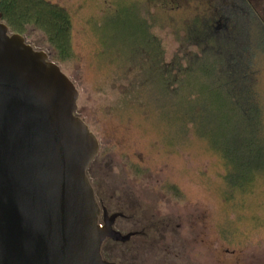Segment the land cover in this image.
Wrapping results in <instances>:
<instances>
[{
  "label": "rangeland",
  "instance_id": "rangeland-1",
  "mask_svg": "<svg viewBox=\"0 0 264 264\" xmlns=\"http://www.w3.org/2000/svg\"><path fill=\"white\" fill-rule=\"evenodd\" d=\"M47 1L62 6L71 17L72 59L61 63L48 58L78 92L76 115L99 144L88 168L90 184L108 212L126 215L118 224L122 235L153 224L159 213L170 210L180 217L190 261L264 264V174L253 188L245 185L244 192L231 187L224 180L222 160L196 136L201 127L187 108L194 93L191 101L212 102L213 119L220 100L208 91L199 93L204 79L199 82L196 75L190 76L188 86L179 84L172 95L164 94L155 74L167 73L173 88L180 71L199 53L195 25H213L229 0ZM242 3L237 24L240 33L243 29L248 35V76L264 133V52L259 49L264 0ZM28 42L49 53L40 33H33ZM190 120L194 124H187ZM134 243L130 254L128 246L108 243L103 250L113 249L109 258L126 264L128 258L139 259V239Z\"/></svg>",
  "mask_w": 264,
  "mask_h": 264
},
{
  "label": "water",
  "instance_id": "water-1",
  "mask_svg": "<svg viewBox=\"0 0 264 264\" xmlns=\"http://www.w3.org/2000/svg\"><path fill=\"white\" fill-rule=\"evenodd\" d=\"M78 92L0 14V264H110L117 216L100 209L86 175L99 144L76 115ZM103 213V220L99 218Z\"/></svg>",
  "mask_w": 264,
  "mask_h": 264
},
{
  "label": "trees",
  "instance_id": "trees-1",
  "mask_svg": "<svg viewBox=\"0 0 264 264\" xmlns=\"http://www.w3.org/2000/svg\"><path fill=\"white\" fill-rule=\"evenodd\" d=\"M242 2L244 0H229L227 10L225 7V10L219 9L213 25H195L197 33L194 36L199 42L194 46L199 53L180 71L173 88L170 86L172 77L169 78L167 73L158 71L155 74L164 86V94L172 95L179 84L188 86L190 76L196 75L199 82L204 79L198 86L199 93L208 91L220 100L214 114L216 117L212 119L209 117V110L214 107L212 102L205 100L198 104L191 101L195 95L192 92L188 99L192 104L187 107L188 114L198 118L201 129L196 136L207 142L210 150L222 160L226 171L224 180L244 192L245 185L253 188L258 177L264 174V133L260 129L262 112L256 104L254 87L248 76L251 66L246 59L250 51L246 41L248 35L243 34L242 28L240 33L237 24ZM224 11H227L226 15ZM0 14L9 32L21 35L26 43L33 33H40L42 44L49 52L47 56L50 55L53 61L64 63L72 59V21L62 6L47 0H0ZM259 23L264 34V25ZM27 44L30 45L29 42ZM237 44L241 48L236 49ZM259 49L264 52V40ZM214 57L217 61L213 60ZM137 107L142 109L141 112L145 111L143 105L138 104ZM193 122L190 120L187 124ZM86 175L89 179L88 170Z\"/></svg>",
  "mask_w": 264,
  "mask_h": 264
},
{
  "label": "flooded vegetation",
  "instance_id": "flooded-vegetation-1",
  "mask_svg": "<svg viewBox=\"0 0 264 264\" xmlns=\"http://www.w3.org/2000/svg\"><path fill=\"white\" fill-rule=\"evenodd\" d=\"M97 202L102 212L103 209L106 211L108 217L113 215L105 209L101 201ZM115 214H121L122 216H117L114 219L112 230L122 235L124 232L119 228L118 224L127 217L119 211ZM100 217L103 220V213H101ZM180 223V217L174 211L166 210L164 214L159 213L153 224L148 225L145 223L139 231H132L125 234L133 235L124 243L106 239L100 251L102 259L110 264H115L109 258V253L113 249L104 248L103 250L105 243H108L110 247L128 246L126 253L130 254L133 253L134 245L136 244L134 241L138 238L140 246L138 247L140 251L139 259L136 261L133 258H128V263L126 264H198L193 260L190 261L186 257L187 251L190 248L188 239L185 237Z\"/></svg>",
  "mask_w": 264,
  "mask_h": 264
}]
</instances>
